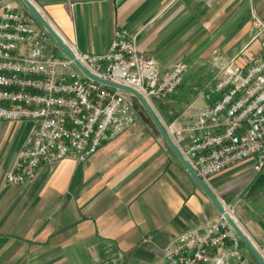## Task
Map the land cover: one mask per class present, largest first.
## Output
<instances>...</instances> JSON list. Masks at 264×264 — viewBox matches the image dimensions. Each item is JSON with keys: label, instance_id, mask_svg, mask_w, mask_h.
I'll use <instances>...</instances> for the list:
<instances>
[{"label": "crops", "instance_id": "0c3cea01", "mask_svg": "<svg viewBox=\"0 0 264 264\" xmlns=\"http://www.w3.org/2000/svg\"><path fill=\"white\" fill-rule=\"evenodd\" d=\"M30 1L67 47L104 53L119 29L135 35L138 51L162 72L183 63L178 89L149 102L166 127L186 125L207 102L220 68L264 39V33L254 39L252 24L264 16V0ZM7 5L30 15L22 0H0V11ZM34 26L46 31L36 20ZM137 111L134 124L86 161L43 163L27 184H10L5 174L31 124L0 120V264H161L171 239L218 212L151 119ZM205 184L232 206L264 257V169L257 173L247 159ZM240 251L243 258L230 264H259L242 240Z\"/></svg>", "mask_w": 264, "mask_h": 264}, {"label": "built area", "instance_id": "2783aa9c", "mask_svg": "<svg viewBox=\"0 0 264 264\" xmlns=\"http://www.w3.org/2000/svg\"><path fill=\"white\" fill-rule=\"evenodd\" d=\"M35 18L8 5L0 11V120L30 122L27 137L5 180L30 183L41 164L72 159L86 161L98 148L135 122L133 95L100 83L91 75L129 86L148 102L163 99L182 84L185 65L161 71L139 52L135 35L115 30L108 50L101 54L68 48L70 58L47 51V31ZM254 39L264 33V16L255 15ZM207 102L186 125L166 130L204 182L227 167L254 159L264 169V39L257 50L241 49L220 68L205 93ZM233 217L232 206L220 202ZM237 223V222H236ZM241 239L224 213L186 229L163 249L161 264H230L241 260Z\"/></svg>", "mask_w": 264, "mask_h": 264}, {"label": "water", "instance_id": "95a60500", "mask_svg": "<svg viewBox=\"0 0 264 264\" xmlns=\"http://www.w3.org/2000/svg\"><path fill=\"white\" fill-rule=\"evenodd\" d=\"M26 7L28 8L29 12L37 19V21L42 25V27L49 33V35L53 38V40L58 44V46L61 48V50L66 53L70 58L74 59L73 54L69 50V48L66 46V44L59 38V36L56 34V32L52 29V27L49 25V23L46 21V19L42 16V14L38 11V9L33 5V3L30 0H22ZM75 64L79 67L80 70H82L87 76L91 77L97 82L106 84L108 86L118 88L122 91H126L133 95L135 99L140 104V111L148 118L151 119L153 124L156 126L158 131L161 133L162 137L165 139L169 147L172 149V151L175 153V155L178 157V159L181 161V163L184 165V167L187 169V171L190 173V175L194 178V180L199 184V186L203 189V191L208 195L212 203L215 205L218 212L224 213L225 218L227 219L228 223L231 225V227L234 229L236 234L239 236V238L243 241V243L246 245L248 250L253 254L255 259L259 264H264V257L261 255V253L258 251V249L255 247V245L250 241V239L245 235V233L241 230L239 225L233 220V218L225 213V210L220 203V201L211 193V191L207 188L204 181H202L196 174V172L192 169V167L189 165V163L185 160V158L182 156L174 142L172 141L171 137L169 136L165 125L162 123V121L159 119L158 115L154 112L153 108L151 107L150 103L136 90L133 88L122 85L119 83L102 80L98 77H95L91 75L76 59H74Z\"/></svg>", "mask_w": 264, "mask_h": 264}, {"label": "rangeland", "instance_id": "374dc122", "mask_svg": "<svg viewBox=\"0 0 264 264\" xmlns=\"http://www.w3.org/2000/svg\"><path fill=\"white\" fill-rule=\"evenodd\" d=\"M28 12H29V10H28ZM30 13V12H29ZM30 15H32L31 13H30ZM33 16V15H32ZM34 17V16H33ZM35 18V17H34ZM35 20L37 21V19L35 18ZM37 23H38V25L39 26H41V28H43L42 27V25L37 21ZM44 29V28H43ZM47 34H48V36H49V38H50V40H52V42L54 43L53 44V46H51V45H49V46H46L45 48H46V50L47 51H49V49L51 48V50L52 51H54V52H60V51H62L61 50V48L58 46V44L53 40V38L49 35V33L47 32ZM55 45V46H54ZM59 49V50H58ZM133 110H134V113H135V116L137 115V114H139V112L137 111V108H139L140 107V104H139V102L135 99V98H133ZM141 112V111H140ZM155 112V111H154ZM157 115H158V113L157 112H155Z\"/></svg>", "mask_w": 264, "mask_h": 264}]
</instances>
